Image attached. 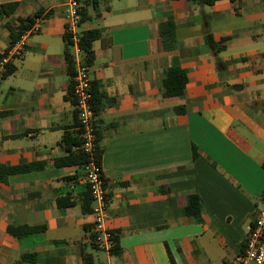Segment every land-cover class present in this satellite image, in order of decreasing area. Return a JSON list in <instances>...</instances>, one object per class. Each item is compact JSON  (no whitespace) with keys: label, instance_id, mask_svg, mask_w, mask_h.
<instances>
[{"label":"crops","instance_id":"crops-1","mask_svg":"<svg viewBox=\"0 0 264 264\" xmlns=\"http://www.w3.org/2000/svg\"><path fill=\"white\" fill-rule=\"evenodd\" d=\"M68 1L0 0L17 4L0 16V55L6 25L40 14L0 79V166L44 164L0 179V264H236L264 203V0H78V32L99 30L106 44L92 43L87 69L105 97L94 126L104 226L119 256L91 241L85 165L54 166L78 124L64 58ZM168 22L173 33L162 37ZM175 64L184 93L164 98ZM192 195L199 222L184 213ZM20 227L42 230L10 233Z\"/></svg>","mask_w":264,"mask_h":264},{"label":"built area","instance_id":"built-area-1","mask_svg":"<svg viewBox=\"0 0 264 264\" xmlns=\"http://www.w3.org/2000/svg\"><path fill=\"white\" fill-rule=\"evenodd\" d=\"M63 17L66 22L65 33L68 36V45L72 50L71 59L75 67L72 100L73 108L77 115V130L80 131V151L87 157L84 168L86 185L92 199L91 215L93 222L91 232L92 235H95V246L98 249H108L110 234L104 226L108 194L104 186L101 167L96 164L93 156L96 145L95 114L90 103L91 94L88 69L84 64L83 53L79 49L80 33L78 32V26L81 17L78 0L68 1L63 10ZM38 30V23H34L4 53L0 60V79L3 77L6 65L11 60L21 57L26 39L30 35L37 33ZM236 264H264V203L262 208L258 210L249 229L244 253L237 260Z\"/></svg>","mask_w":264,"mask_h":264},{"label":"trees","instance_id":"trees-1","mask_svg":"<svg viewBox=\"0 0 264 264\" xmlns=\"http://www.w3.org/2000/svg\"><path fill=\"white\" fill-rule=\"evenodd\" d=\"M190 1H197V0H190ZM203 4H212L214 0H199ZM17 8L16 3H10V4H3L0 5V16L8 17L15 13ZM82 20H83V14ZM40 16L39 13H36L34 16H28L23 18H17V21L19 23L18 27L14 30L9 25H6L7 30L9 31V45L7 50L14 45V43L19 39V37L23 34L24 31L29 29L33 24L35 18H38ZM169 28V31L173 33L174 25L171 22H168L166 24H162L160 26V35L165 33V28ZM64 41L66 43V49L64 53L65 62L67 65V74L69 78V94L72 95V88H73V77L75 76V67L73 64V61L71 59V56L68 51V36L65 35ZM98 39H101V32L99 30H91V31H85L80 34V40H79V49L83 53L84 58V64L87 68H90L93 64L94 55L92 52V43ZM102 45L105 46V42L103 39H101ZM6 50V51H7ZM6 51L4 53H6ZM4 53L0 55V60L3 57ZM14 72V66L9 63L5 67V71L3 73V78H6L10 76ZM187 83V75L186 72L181 69L178 65H173L170 68H168L164 74V78L162 80V88H163V97L164 98H178L181 97L184 93V88ZM90 94H91V106L94 111L95 117L98 116L100 111V103L105 98L104 94L100 91L99 84L96 81L90 82ZM182 111V107H179L174 110V112L179 113ZM76 126L78 127V124L76 123ZM80 131L77 130L74 133H68L66 132L61 139L62 144L66 148L67 155L62 158H58L54 160V166H77L79 168H83L87 161L86 155H84L81 151H72L71 149L73 147L78 148L81 144V139L79 137ZM96 137V145L94 148V161L98 166H100L101 156H102V150L98 146V140H99V133L95 132ZM44 167V164H30V165H22V166H15V167H7V166H0V179H5L8 177V175L11 174H19V173H25L30 172L32 170H39ZM83 210L86 211L87 207L92 203V199L89 193V190L87 188V192L83 195ZM184 213L186 216L191 217L194 221L199 222L200 221V201L199 198L195 195L189 196L187 198V203L184 208ZM42 228H29V227H20L16 229H10V233L15 236H20L24 234H30V233H36L38 231H41ZM95 235L91 236V241L93 245L94 243ZM118 236L115 234H110L109 239V248L108 252L111 256H119L121 253V249L119 247L118 243ZM169 256V253H168ZM170 257V256H169ZM25 259V258H22Z\"/></svg>","mask_w":264,"mask_h":264}]
</instances>
